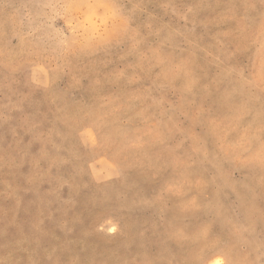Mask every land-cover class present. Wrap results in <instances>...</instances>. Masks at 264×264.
I'll use <instances>...</instances> for the list:
<instances>
[{"label": "rangeland", "instance_id": "1", "mask_svg": "<svg viewBox=\"0 0 264 264\" xmlns=\"http://www.w3.org/2000/svg\"><path fill=\"white\" fill-rule=\"evenodd\" d=\"M3 191L18 264H264V0H0Z\"/></svg>", "mask_w": 264, "mask_h": 264}, {"label": "crops", "instance_id": "2", "mask_svg": "<svg viewBox=\"0 0 264 264\" xmlns=\"http://www.w3.org/2000/svg\"><path fill=\"white\" fill-rule=\"evenodd\" d=\"M7 192H2L0 196V204L8 205V210H4L5 213H1L2 220L8 218V217H21V215H28V209H35V206H33V203L39 202L36 200L35 196H26V197H19L15 198L9 195H6ZM45 199H48V197L43 198V201ZM50 199V198H49ZM42 201V199H40ZM33 206V207H32ZM10 207V208H9ZM10 209V211H9ZM6 232L4 229H1L0 225V264H18L19 261L14 259L15 256L17 257V254L14 252V250L6 249L5 246L2 245L1 241L6 238ZM19 257V256H18ZM29 264H35L31 263V260H29Z\"/></svg>", "mask_w": 264, "mask_h": 264}]
</instances>
